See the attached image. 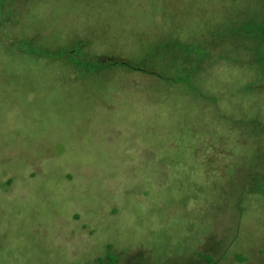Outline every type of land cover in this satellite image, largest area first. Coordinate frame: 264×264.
Instances as JSON below:
<instances>
[{
    "label": "rangeland",
    "instance_id": "rangeland-1",
    "mask_svg": "<svg viewBox=\"0 0 264 264\" xmlns=\"http://www.w3.org/2000/svg\"><path fill=\"white\" fill-rule=\"evenodd\" d=\"M252 1L0 0V264H264Z\"/></svg>",
    "mask_w": 264,
    "mask_h": 264
},
{
    "label": "trees",
    "instance_id": "trees-1",
    "mask_svg": "<svg viewBox=\"0 0 264 264\" xmlns=\"http://www.w3.org/2000/svg\"><path fill=\"white\" fill-rule=\"evenodd\" d=\"M257 6L253 13L248 16L246 32L257 42L264 43V0H253ZM252 1V2H253Z\"/></svg>",
    "mask_w": 264,
    "mask_h": 264
}]
</instances>
